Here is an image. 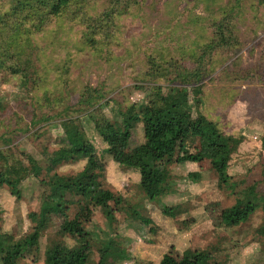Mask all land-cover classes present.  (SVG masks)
Masks as SVG:
<instances>
[{
  "label": "rangeland",
  "instance_id": "obj_1",
  "mask_svg": "<svg viewBox=\"0 0 264 264\" xmlns=\"http://www.w3.org/2000/svg\"><path fill=\"white\" fill-rule=\"evenodd\" d=\"M10 1L0 0V264L8 257L45 264L57 247L72 264H160L164 257L177 264L185 250L208 254L205 264H264V0H71L43 24L36 2L20 20L5 16ZM216 25L225 30L220 46ZM196 86L203 116L236 140L229 185L221 186L214 154L196 136L186 155L199 162L158 158L144 170L143 187L156 180L151 199L132 174L116 182L115 169L107 177L112 158L94 123L108 120L119 135L129 108L161 106L180 90L192 99ZM74 129L94 146L103 167L92 173L112 199L95 206L65 193L63 213L53 214L63 185L86 165L65 154ZM142 143V126L133 123L127 152ZM190 171L199 173L197 183ZM248 195L257 205L248 221L219 226L221 211ZM174 207V217L163 214ZM119 248L129 256L118 259Z\"/></svg>",
  "mask_w": 264,
  "mask_h": 264
},
{
  "label": "trees",
  "instance_id": "obj_2",
  "mask_svg": "<svg viewBox=\"0 0 264 264\" xmlns=\"http://www.w3.org/2000/svg\"><path fill=\"white\" fill-rule=\"evenodd\" d=\"M35 2L39 4V7L34 11V14H41V17L36 18V20L39 24H43L44 17L58 16L62 9L69 5L71 0H11L10 4L12 7H10L8 13H5V16L8 15L15 20H20L24 14L31 15ZM15 23L18 22L14 21L13 24ZM14 28L16 30L20 29L16 26ZM223 32L221 31V25H216L214 43L217 46L225 43ZM194 74V78L198 81V74ZM189 92L193 97L192 99H190L189 93L186 90H180L177 91L176 96L173 98L160 99L162 102L161 106H157L156 101H152L145 106L139 107L138 110H135L136 107L134 106L129 108L124 114V117H126L124 130L119 135L115 131L114 124L108 120L103 119L94 123L95 133L107 145L106 152L111 156L112 160L124 167L139 168L141 170L143 177L138 187L145 192L149 199L157 193V191H154L156 180L151 182L147 187H143L144 180L146 177L148 178L144 170L153 169V164L158 158L163 159L164 162L172 163L181 161L199 162L201 157L192 154L186 155V141L195 136L198 137L205 152L214 154L212 165L221 186L226 187L229 185L228 181L230 177L226 171L230 156L233 153L231 144L236 140L222 135L216 126L208 121L201 113V100L199 97L202 92L201 86H196L190 89ZM194 113L195 118L192 119V114ZM133 123H140L142 125L143 143L137 149L127 152ZM69 134L71 141L68 143V149H66L65 154L73 157L76 161L84 160L86 165L79 179L68 181L63 185L62 192L57 197V202L50 206V212L53 214L63 213L62 198L65 193L77 195L83 199H92L95 206H100L104 203L107 204L109 202L108 200L112 199V197H108L106 192L98 189L96 177L92 173L93 170L103 167L94 146L88 140L84 139L75 129L70 130ZM237 143L239 144L240 142ZM65 145H67L66 142ZM187 177L193 183H197L200 180L199 173H188ZM165 181L166 179L164 178ZM8 182L7 180V185ZM2 183L4 182L0 180V185ZM248 194H251V192ZM249 197L248 195V197L237 199L234 205L222 210L219 226L229 228L247 222L257 208L254 199L250 200ZM112 202L120 206L117 200L116 203L114 201ZM176 208L163 209L162 212L167 217H174L175 213L173 214V212ZM129 210L131 211V209ZM131 212L132 216H138L137 212ZM262 212L264 228V202H262ZM139 219L142 222H146L144 218L140 217ZM68 227L66 230L71 231V226ZM115 254L118 259L129 256L124 250L121 251L120 248L115 251ZM16 255L17 253H15ZM13 258L8 257V261L5 264H14ZM188 259L194 260L197 264H205L209 259V255L206 253L196 254L185 251L181 261L177 264H187ZM67 260L61 248L57 247L45 253L44 263L63 264V261H66L65 264H72L67 262ZM172 262V260L164 257L160 264H173L174 262ZM98 264L104 263L101 260Z\"/></svg>",
  "mask_w": 264,
  "mask_h": 264
},
{
  "label": "crops",
  "instance_id": "obj_3",
  "mask_svg": "<svg viewBox=\"0 0 264 264\" xmlns=\"http://www.w3.org/2000/svg\"><path fill=\"white\" fill-rule=\"evenodd\" d=\"M142 126V125H141ZM105 164H106V170H107V172L109 171V170H115V169H118V176L116 177V182L119 180V179H121V177H127V176H129L130 174H132V178H133V181L135 182V183H133L134 185H136V186H139V182H141V178H140V171L138 170V169H135V168H130V169H127V171H124V170H122L121 168L123 167H121V168H119L117 165V163L116 162H113L112 161V159H108L106 162H105ZM192 165V164H191ZM189 173H197V172H189ZM111 174V173H110ZM107 175V177H108V175H109V172L106 174ZM131 178V177H130ZM191 183H192V181H191ZM181 216V215H180ZM185 251H188V250H185ZM129 260V259H128ZM130 260H131V258H130ZM162 260V259H161ZM161 262V261H160Z\"/></svg>",
  "mask_w": 264,
  "mask_h": 264
}]
</instances>
